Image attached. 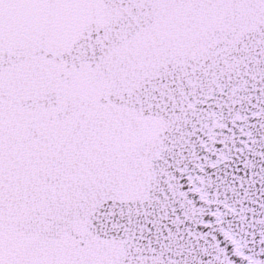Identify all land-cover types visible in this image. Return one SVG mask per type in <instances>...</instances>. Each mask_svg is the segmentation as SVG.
Returning a JSON list of instances; mask_svg holds the SVG:
<instances>
[{"label":"snow or ice","instance_id":"6c2138e0","mask_svg":"<svg viewBox=\"0 0 264 264\" xmlns=\"http://www.w3.org/2000/svg\"><path fill=\"white\" fill-rule=\"evenodd\" d=\"M0 264H264V0H0Z\"/></svg>","mask_w":264,"mask_h":264}]
</instances>
